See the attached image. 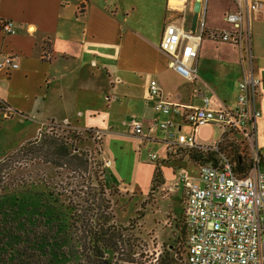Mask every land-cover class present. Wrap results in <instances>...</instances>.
<instances>
[{
	"label": "crops",
	"instance_id": "0c3cea01",
	"mask_svg": "<svg viewBox=\"0 0 264 264\" xmlns=\"http://www.w3.org/2000/svg\"><path fill=\"white\" fill-rule=\"evenodd\" d=\"M235 10V0H0V19L11 20L15 29L0 31V55L14 54L18 62L8 74L0 71V117L35 129L21 143L35 139L48 122L99 134L110 183L124 180L115 161H134L138 171L146 167V195L159 171L160 199H168L169 208L178 201L182 215L180 171L196 176L198 168L179 153L184 147L170 148L164 131L150 129L152 120L168 116L154 110L148 84L156 80L163 98L190 108L200 107L203 98L211 109L232 107L250 66L259 81L254 146L263 153L264 0L242 1L248 41L236 45L207 35L230 28L225 16ZM166 32L179 37L178 53L196 48L191 78L170 66L162 45ZM173 120L182 133L187 124ZM135 123L144 137L132 133ZM190 165L196 173L187 171Z\"/></svg>",
	"mask_w": 264,
	"mask_h": 264
},
{
	"label": "rangeland",
	"instance_id": "374dc122",
	"mask_svg": "<svg viewBox=\"0 0 264 264\" xmlns=\"http://www.w3.org/2000/svg\"><path fill=\"white\" fill-rule=\"evenodd\" d=\"M184 126L182 133L191 135V126ZM34 132L0 117V243L8 252L12 236L24 232L23 223L29 222L38 233L55 222L39 213L45 206L64 212L73 221V239L64 251L74 264L81 259L80 251L91 247L84 231L93 230L97 223L108 228L107 233L116 241L115 253L103 251L109 264H160L167 254L172 255L175 264H181L185 229L180 203L173 200L169 208L168 199H160L156 189L161 179L159 171L144 196L149 182L146 167L138 171L134 161L128 163L130 166L115 161L124 180L115 182L119 186L110 183L104 161L96 155L100 145L94 132L48 122L37 133L35 143H21ZM223 133L215 123L200 125L193 131L194 144L214 147ZM226 139L232 144L226 146L230 157L236 149L246 163L250 161L249 140L233 133ZM179 153L185 155L184 151ZM196 167L190 165L187 171L196 173Z\"/></svg>",
	"mask_w": 264,
	"mask_h": 264
},
{
	"label": "built area",
	"instance_id": "2783aa9c",
	"mask_svg": "<svg viewBox=\"0 0 264 264\" xmlns=\"http://www.w3.org/2000/svg\"><path fill=\"white\" fill-rule=\"evenodd\" d=\"M235 1L236 10L225 16L230 28L207 32L211 39L236 45L249 40V29L241 25L243 0ZM0 31L14 33L13 22L0 19ZM178 44V36L170 32L164 34L162 45L170 55V66L184 77L191 78L189 63L196 57V48H184L178 53ZM17 66L16 55H0V71L8 74ZM258 82L250 66L245 67L238 81L235 105L211 109L207 98H203L202 105L195 108L167 100L162 97L158 82L154 79L149 81L148 95L154 110L168 116L162 121L152 120L150 129L164 131L170 148L212 149L218 153L215 162L198 166L196 176L180 171L185 229L181 264H264V152L254 146L256 119L260 115L257 107ZM173 116L191 126L193 131L200 125L215 123L224 130L223 134H240L251 144L250 167L241 174L236 173L230 159L218 151L220 138L214 147L195 145L193 134L175 131ZM132 133L145 136L138 123L132 126ZM96 139L99 140V134ZM149 157L156 159L154 153H150Z\"/></svg>",
	"mask_w": 264,
	"mask_h": 264
},
{
	"label": "trees",
	"instance_id": "16d2710c",
	"mask_svg": "<svg viewBox=\"0 0 264 264\" xmlns=\"http://www.w3.org/2000/svg\"><path fill=\"white\" fill-rule=\"evenodd\" d=\"M226 136V134H223L220 137L218 151L229 158L235 172L241 174L250 167L251 163L250 161L246 163L244 157L240 154L241 152H237L236 149L232 155L233 157L229 156V150L226 149V146L227 143L228 145L230 144V146H232V144L228 142ZM36 140L37 139L30 140L25 144H33ZM231 141L233 142V140ZM23 148L24 144L19 147V150ZM182 151H184L191 160L196 162L198 166L203 163L215 162L218 158V153L216 151L206 150L207 152H204L196 148H184ZM96 155L101 159L100 149L96 152ZM101 165L100 163L99 166ZM101 172H103V169H100V173ZM156 175L158 174H154V179ZM44 207L45 206L40 209L39 213L46 216V219H53L55 222L43 226L42 231L38 233L29 222H27V225L23 223L24 232H21L23 234L16 233L10 240L13 243L11 244L12 246H10L11 251L8 252L6 245L0 243V264H74L72 257L64 251V249H67L66 246L70 240L73 239L71 234L73 221L68 219V216L66 217V214L60 210H56L55 208L45 209ZM28 224L31 226H28ZM107 231L108 228L105 229L102 223L95 224L93 230L89 228L84 231L89 238L88 242L91 247H86V249L80 251L81 259L78 260L76 264H109L103 257V251L108 249L115 253L117 247L116 241L112 238L113 235L108 234ZM160 264H175V259L171 254H167Z\"/></svg>",
	"mask_w": 264,
	"mask_h": 264
},
{
	"label": "water",
	"instance_id": "95a60500",
	"mask_svg": "<svg viewBox=\"0 0 264 264\" xmlns=\"http://www.w3.org/2000/svg\"><path fill=\"white\" fill-rule=\"evenodd\" d=\"M197 12H198V4H196L195 7H194V14H193V17H192V25H194L196 23Z\"/></svg>",
	"mask_w": 264,
	"mask_h": 264
}]
</instances>
